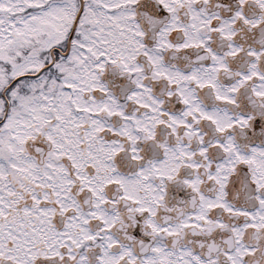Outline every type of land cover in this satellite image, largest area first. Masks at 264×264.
<instances>
[{
	"label": "snow or ice",
	"instance_id": "obj_1",
	"mask_svg": "<svg viewBox=\"0 0 264 264\" xmlns=\"http://www.w3.org/2000/svg\"><path fill=\"white\" fill-rule=\"evenodd\" d=\"M0 264H264V0H0Z\"/></svg>",
	"mask_w": 264,
	"mask_h": 264
}]
</instances>
